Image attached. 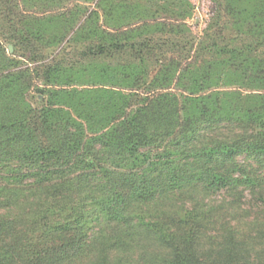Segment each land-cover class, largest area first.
<instances>
[{
    "label": "trees",
    "instance_id": "trees-1",
    "mask_svg": "<svg viewBox=\"0 0 264 264\" xmlns=\"http://www.w3.org/2000/svg\"><path fill=\"white\" fill-rule=\"evenodd\" d=\"M213 2L201 62L182 63L194 40L156 20L158 0H0L20 45L72 33L90 55L43 65L32 87L0 43V264H264L232 236L202 254L209 211L186 204L247 189L264 206V0Z\"/></svg>",
    "mask_w": 264,
    "mask_h": 264
},
{
    "label": "rangeland",
    "instance_id": "rangeland-1",
    "mask_svg": "<svg viewBox=\"0 0 264 264\" xmlns=\"http://www.w3.org/2000/svg\"><path fill=\"white\" fill-rule=\"evenodd\" d=\"M66 8H70L75 4L85 5L88 11L98 9L96 3L98 0L91 2H83L81 0H63ZM133 1V0H132ZM143 1V0H141ZM158 12L156 20L166 23H181L185 28L189 29L195 42L192 44L190 52L188 49L182 52H175L172 57L181 61L201 62L203 54L196 53L197 43L205 36V30L212 17L217 14L216 5L213 0H158ZM28 9L32 14H41L50 9L41 3H32ZM156 6H154L155 8ZM156 8V9H157ZM101 14L100 10H98ZM102 20V18H101ZM149 22L155 20L149 19ZM223 21V20H222ZM222 23L213 30L217 31L223 28ZM220 32V31H219ZM217 33V32H216ZM228 29L220 32L221 38H228ZM72 33L58 46L45 48L41 52H33L31 48L22 46L14 39L11 24L6 19V9L0 5V43L5 47L6 53L18 60V68L29 67L33 69V86H41L42 82L35 76L36 70H40L43 65L52 61L78 62L87 59L90 55L86 47V42L71 41ZM11 47V50H10ZM188 48V46H187ZM189 48V49H190ZM126 56H116L111 62L116 60H125ZM155 71L152 70L150 77ZM28 98L36 106L40 103L37 93L31 88ZM241 190V188H240ZM234 194V195H233ZM187 197V198H184ZM189 195H182L181 198L186 201ZM198 198L193 202L201 209L209 213L201 212L202 215V235L199 238L200 252L205 254L207 251L217 253L222 250L221 245L227 244L229 236L233 237V242L238 249L241 248L250 259L260 257L264 263V206L262 200L249 192L247 189L230 193L223 189L216 193H204L197 191L193 194V198ZM190 201V200H189ZM192 201V200H191ZM180 203V200H178ZM211 250V251H210Z\"/></svg>",
    "mask_w": 264,
    "mask_h": 264
},
{
    "label": "water",
    "instance_id": "water-1",
    "mask_svg": "<svg viewBox=\"0 0 264 264\" xmlns=\"http://www.w3.org/2000/svg\"><path fill=\"white\" fill-rule=\"evenodd\" d=\"M10 50H11V47H10Z\"/></svg>",
    "mask_w": 264,
    "mask_h": 264
}]
</instances>
